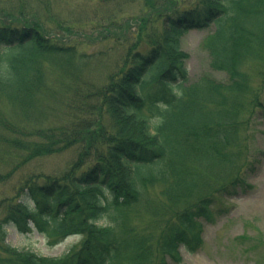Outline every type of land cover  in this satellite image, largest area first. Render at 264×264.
<instances>
[{"label": "trees", "instance_id": "obj_1", "mask_svg": "<svg viewBox=\"0 0 264 264\" xmlns=\"http://www.w3.org/2000/svg\"><path fill=\"white\" fill-rule=\"evenodd\" d=\"M136 1L0 0V205L13 197L0 264H178L180 245L201 244L198 220L224 212L216 196L252 189L241 175L263 108L264 0H143L124 16ZM210 28L202 47L227 82L190 83L181 38ZM92 39L101 49L87 53ZM9 228L80 241L43 257L7 244Z\"/></svg>", "mask_w": 264, "mask_h": 264}, {"label": "rangeland", "instance_id": "obj_2", "mask_svg": "<svg viewBox=\"0 0 264 264\" xmlns=\"http://www.w3.org/2000/svg\"><path fill=\"white\" fill-rule=\"evenodd\" d=\"M66 7L67 2L60 5L61 9ZM142 7L143 0H137L134 4L124 6L122 13L124 16H136L140 14ZM212 30L213 28L190 30L181 38V49L188 55L185 67L190 83L196 82L203 76L210 77L217 82H227L224 74L211 70L209 55L202 47L203 40ZM89 34L96 37L95 31ZM85 42L84 48L87 53L101 49V44L93 39L85 40ZM260 90L263 108L254 110L244 131L246 141L243 145V154L250 167L241 176L248 185L252 186V189L244 193L237 191L235 194L216 196L212 211L215 213L218 208H223L224 212L219 216L215 215L212 222L198 220L202 227L201 244L193 252H189L180 245L178 253L181 262L178 264H264V83ZM3 110H7L5 115L11 122L21 123L22 119L17 112L11 111L10 108ZM20 125L27 127L23 123ZM2 156L3 153L0 150V163L4 161ZM65 159L66 157L50 159L41 164L45 171H51L62 166ZM156 193V188L151 190V196H155ZM4 197L10 198L11 195ZM12 200L13 197L10 198L8 204L0 205V217L10 207ZM149 221L151 218L145 216L139 228H148L152 232L153 226ZM151 235L152 242H156L160 237V230H153ZM79 241V237H69L59 244L51 245L43 235L35 230L29 234H19L13 228H9L6 234V243L10 246L43 257L65 256ZM167 263L177 264L169 257H167Z\"/></svg>", "mask_w": 264, "mask_h": 264}]
</instances>
